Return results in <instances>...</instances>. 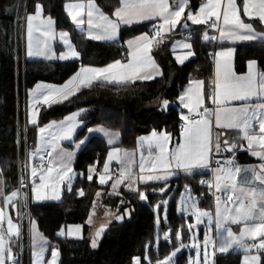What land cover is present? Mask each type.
I'll use <instances>...</instances> for the list:
<instances>
[{"label":"snow or ice","instance_id":"obj_1","mask_svg":"<svg viewBox=\"0 0 264 264\" xmlns=\"http://www.w3.org/2000/svg\"><path fill=\"white\" fill-rule=\"evenodd\" d=\"M190 0H119V6L111 13V16L105 14L94 0H87V3L65 4V10L73 23L79 28L84 24L82 14L86 11L88 34L94 40H115L118 36V30L122 24H132L136 21L158 19L160 22L155 26L153 34H141L138 37L128 40L127 62L122 63L116 60L102 68L81 67V69L62 86L38 84L35 89L29 92V123H36V113L33 112L32 98L36 97V102L43 104H53L61 100L68 99L83 87L92 86L93 83L121 84L135 80H151L155 75H161L159 67L150 55L153 47L163 42L165 34L174 31L178 25L182 24L188 28V24L182 21L186 14V20L195 25H207L219 33V39L235 41H256L264 42V32H257L253 24L246 23L242 15L249 19L257 18L264 25V0H243L242 13L238 0H206L198 10L193 12L187 10ZM43 6L37 2L35 4L34 14L26 16L28 30V56L46 55L49 51V40L54 38V21L51 17L42 18ZM34 21H39L34 25ZM39 32L41 37L33 39V33ZM60 39L68 47L67 54H61L60 59L64 60L68 55L78 57L79 53L71 45L68 32H60ZM203 40H216V36H209L205 31ZM180 47L188 51L184 55L176 56L177 63H184L195 53L191 50L192 44L177 41L173 44V49ZM233 49L227 48L215 52V78L209 82L207 99L214 105L213 108L205 106L204 81L189 80V85L185 91L178 97L183 108L188 110V114H181L180 119L184 122L181 126L180 140L176 148L169 149L168 142L170 134L167 132L157 133L153 131L149 137H140L137 140V147H143L147 144L151 152L153 145L157 151L154 159H149L141 155L139 164V173L133 169V160L129 158L127 151L121 152L120 149L109 151L108 157L104 162V170L98 177L101 185L106 184L109 179V162L115 160L121 165L119 176L112 183V189L125 181L126 186L134 192H137L140 200H146V193L134 187L136 184H144L148 181L167 180L170 176L175 175L171 169L182 170L189 175L193 174V169L207 167L209 163V154L213 145V119L216 129H239L243 139L247 141L248 148L252 155L261 159L262 163L258 166H252L248 169L232 167L234 161L227 160L215 170L214 187L216 191H223L227 195L224 207H221V198L216 197L215 225L216 234L212 236L205 234L203 241L204 253L203 260L200 259L199 241L195 240L192 247L197 248V259L195 264H214L212 258L216 252H227L233 245L241 248L246 254L243 257L242 264H264L262 255L264 254V102L250 105L247 103L253 98L264 99V73H258L256 70L257 62L248 61V72L246 75L238 76L232 70L231 58ZM151 69V71H149ZM231 101H242L244 103L239 107L230 106ZM168 100L162 101V107H167ZM38 111V109H37ZM80 109L64 117L62 121H52L48 125L39 128L40 133H46L48 129H57L56 134L49 143L51 151L47 155L52 159L47 165L45 173L43 167L37 169L31 168V177L35 178L39 172V184H33L32 193L35 200L42 199H59V185L65 181L69 184L71 190V181L74 173L70 165L72 153L64 151L58 147L60 139H68L76 129L77 117L83 112ZM258 125V129L257 126ZM102 132L108 138V143L112 144L114 139L118 138L120 133L113 132L102 126L95 129H88L89 133ZM223 132L215 134V148L220 151L221 137ZM87 138V137H86ZM80 143H84L81 141ZM223 147L226 151L234 152L236 145L229 144L227 139L223 141ZM258 149V150H257ZM39 142L35 153H29V159L32 160L36 153L40 152ZM43 161V157H40ZM219 163V162H217ZM95 171L93 166H89L88 180H93L92 173ZM251 172V178L247 176L238 179L241 172ZM261 187L257 186V183ZM201 183H206L201 180ZM208 187H213V182L208 181ZM21 187H24L23 179ZM45 187L52 188V196L47 197L42 194ZM167 187V185H165ZM185 185V188H188ZM160 192L164 188L159 189ZM190 191V190H189ZM80 196L84 191L79 190ZM21 195L20 190L16 189L10 193L4 191V181L0 177V197H3V206L0 207V264H15V256L11 248L13 237H19L20 228L11 218L6 217L5 210L11 205L13 209L18 208L17 198ZM26 196V194H24ZM96 196H100L97 191ZM192 201V215L196 218V223H202V218L207 217L209 224L212 223L213 217L208 211H203L196 207L194 198L189 196ZM95 208V201H93ZM188 206L185 205L182 211L188 212ZM94 213H89L88 223H91V217ZM110 215V213H106ZM117 220L121 216L115 217ZM7 224V231L4 230V223ZM159 223V221H157ZM229 223L243 225L240 227L239 234L233 232ZM106 225H101L96 229L91 237V247L96 248ZM189 230L195 225L189 224ZM75 229V230H74ZM80 225L69 226L67 235L69 237L79 234ZM211 229H209V232ZM30 232L33 245L32 264H43L44 251L49 247L48 240L36 229V222L30 220ZM58 236H64L65 231L61 228L57 232ZM165 238H168L166 232ZM182 230H176L177 241L181 240ZM252 242L249 243L248 241ZM209 246L213 249L209 254ZM147 247V246H146ZM185 247L183 243L180 248ZM39 249L36 251V249ZM176 248L172 253L163 260H157L156 264H172V257L180 251ZM252 250L257 254L253 255ZM59 250L55 245H51V259L47 264H57ZM148 260L147 253L143 257ZM132 264H141L140 257H133ZM192 264V261H189Z\"/></svg>","mask_w":264,"mask_h":264},{"label":"trees","instance_id":"obj_2","mask_svg":"<svg viewBox=\"0 0 264 264\" xmlns=\"http://www.w3.org/2000/svg\"><path fill=\"white\" fill-rule=\"evenodd\" d=\"M18 1L0 0V177L4 181L5 193L17 189L18 156L22 158L24 149L33 147L37 127L41 124L59 120L74 110L84 108L85 111L80 116L84 124L75 139L84 137L91 126L99 125L118 131L120 138L117 145L130 149L136 147L138 136L151 130H163L170 133L173 140L178 139L182 126L180 111L174 105L166 108L148 105L153 100L164 98L175 101L183 86L191 79L205 82L204 92L207 100L209 82L213 76L212 56L215 45L212 41L202 40L206 26L196 25L165 35L163 42L152 49V55L161 67L160 76L148 81L121 85L93 83L65 101L36 108V124H27L26 95L36 83H59L74 74L82 65H104L112 60L124 59V40L144 31L152 34V23L121 27L115 42L95 41L75 29L63 10L64 0H28L27 13L34 11L35 4L39 2L43 6L42 13L54 20L56 30L69 32L80 57L77 61L63 62L27 58L16 60L15 38L18 21L15 14ZM199 2L200 0H190L189 4L196 8ZM96 3L104 12L111 13L119 5V0H96ZM252 23L256 29L264 32V25L259 21L253 20ZM180 36L191 42L195 53L193 58L183 64H177L173 60L170 49L174 38ZM248 59H256L264 69V42L236 45L235 69L242 70ZM22 122L25 123V141L22 137L19 140ZM223 136L222 141L229 139L236 145L241 142L237 130H226ZM109 148L103 138L97 135L89 136L75 157L73 169L77 176L71 184V190L65 187L59 201L28 202L30 219L36 221L39 231L47 238L50 247L55 245L59 250L58 264H132L134 256L141 258V264H156L157 260L167 256L170 250L179 244L176 230H182L181 240L186 232L184 229L187 226L185 227L184 223L187 218L176 210L177 198L185 185L197 196L201 207L212 206V194L207 183L210 177L208 172L178 174L168 181L139 184L137 188L144 191L147 197L143 201L137 192L126 190L124 187L120 186L111 191L110 184L99 185L96 178L102 170ZM237 150L236 146L234 152ZM235 157L238 162L252 161L242 151L236 152ZM89 166L95 169L91 181L88 180ZM201 180L206 183L202 184ZM160 188H164V191L160 192ZM81 189L84 191L83 196L78 194ZM97 191L100 192V201L104 206L118 213L124 214L128 211V215L120 222H111L103 232L97 247L92 248L87 237L88 227L85 221ZM169 194L170 201L164 218L161 216L164 204L158 205V208L156 206L160 199ZM158 217L159 231L156 228ZM69 223L83 224L82 238L71 239L57 235L58 230ZM166 229H169L167 239L162 236ZM158 232L160 235L156 241ZM185 236L188 238L187 234ZM12 241L11 248L15 254L18 250V240L12 238ZM145 253L149 257L148 260L143 259ZM261 255L264 259V254ZM239 258L237 252H229L216 256L215 264H239Z\"/></svg>","mask_w":264,"mask_h":264},{"label":"crops","instance_id":"obj_3","mask_svg":"<svg viewBox=\"0 0 264 264\" xmlns=\"http://www.w3.org/2000/svg\"><path fill=\"white\" fill-rule=\"evenodd\" d=\"M81 2H83V3H87V0H64V2H63V10H64V12H65V14L67 15V17L69 18V20L72 22V24L74 25V27H75V29L78 31V32H80V33H82V34H84V36L86 37V38H88V39H91L90 37H89V34H88V32H89V30H88V24H87V14H86V11L82 14V18L84 19V24L83 25H81L79 28L76 26V24L75 23H73V21H72V19L69 17V15H68V13H67V11L65 10V4H75V3H81ZM94 2H95V4L97 5V3H96V0H94ZM204 2H206V0H200V2H199V4H198V6L196 7V8H190V4H189V8L188 9H191L193 12H195L196 10H198V8L200 7V5L202 4V3H204ZM239 4H240V7H241V13H242V3H243V0H240V2H238ZM119 6V5H118ZM117 6V7H118ZM97 7H99L98 5H97ZM100 8V7H99ZM101 9V8H100ZM102 10V9H101ZM114 10H115V8H114ZM113 10V11H114ZM103 11V10H102ZM112 11V12H113ZM186 11H187V9H186ZM104 12V11H103ZM111 12V13H112ZM105 14H107V15H109V16H111V13H106V12H104ZM242 19L246 22V23H251V24H253L252 23V21L253 20H257V21H259L257 18H252V19H249L248 17H246V16H243L242 15ZM182 21L183 22H186L187 24H188V28H184L183 26H182V24H180V25H178L177 26V28L174 30V31H178V30H187V29H189L190 27H192V26H196L195 24H192L191 23V21H187L186 20V14H185V16L182 18ZM145 22H151L152 23V28H151V31H152V34H153V31H154V28H155V26H157L158 24H159V20L158 19H155V18H153V19H150V20H142V21H136V22H133L132 24H122V25H120V28L121 27H128V26H133V25H137V24H141V23H145ZM260 22V21H259ZM201 25H203V24H201ZM253 26H254V24H253ZM255 27V26H254ZM120 28H119V30H120ZM255 29H256V27H255ZM119 30H118V36H117V39H118V37H119ZM56 31H59V32H68L67 30H56ZM174 31H172V32H174ZM208 31V30H207ZM256 31L257 32H261V31H259L258 29H256ZM172 32H169V33H167V34H165V35H168V34H170V33H172ZM209 32V31H208ZM69 33V32H68ZM145 33H147V34H150L149 32H147V31H144V32H140V33H138V34H135V35H133V36H130V37H128V38H126L125 40H124V46H125V48H126V55H125V58L124 59H116V60H120L122 63H126L127 62V53H128V46H127V41L128 40H132L133 38H135V37H138V36H140L141 34H145ZM210 33V32H209ZM212 34V33H211ZM214 36H216L217 37V39L216 40H208V41H212V42H214V45H215V47H214V50H213V56H212V66H213V69H212V74H213V76H212V80H214V78H215V52H217V51H222V50H225V49H227V48H231V49H233V54H232V58H231V67H232V70L236 73V75H238V76H243V75H246L247 74V72H248V61H250V60H255L256 61V59H248V60H246V62H245V65H244V67H243V69L242 70H240V71H238V70H236L235 69V66H234V60H235V54H236V45H238V44H244V43H248V42H254V41H244V40H235V41H229V40H223V41H221L220 39H219V33L218 32H216V34H213ZM58 36V42L56 43V44H54L53 45V48H51L49 51H47V56H41V55H33V56H28L27 57V51H26V47H25V49H24V58H27V59H35V60H46V58L48 57V60L47 61H60V62H63V61H77V60H79V57L80 56H78V57H72V56H70V55H68L67 56V58L66 59H64V60H61L59 57H60V55L63 53V54H67V52H68V47L63 43V41L60 39V36H59V34L57 35ZM117 39H115V40H95V41H102V42H115ZM69 40H70V42H71V45L75 48V46H74V44H73V42L71 41V38H70V34H69ZM91 40H94V39H91ZM203 40V39H202ZM177 41H184V42H187V43H190L191 44V42L186 38V37H183V36H180V37H177V38H174V40L172 41V43H171V46H170V49H171V55H172V58H173V60L177 63V60H176V56H178V55H184L188 50L187 49H183V48H180V47H176L175 48V50L173 49V44L175 43V42H177ZM203 41H205V40H203ZM208 41H206V42H208ZM256 41H260V40H256ZM23 45H24V43H23ZM153 49V48H152ZM75 50H76V48H75ZM193 52H194V50H193V48L191 49ZM77 51V50H76ZM78 52V51H77ZM150 55L152 56V59L155 61V63L157 64V66L159 67V69H160V72H161V67L159 66V64L157 63V61L154 59V57H153V55H152V50H151V53H150ZM194 57V55L193 56H191V57H189L187 60H185L184 62H186V61H188V60H190L191 58H193ZM51 59V60H50ZM116 60H112V61H110V62H108V63H106V64H104V65H90V64H85V65H82V66H80V68L74 73V74H72L71 76H69L68 78H66L65 80H63V81H61V82H59V83H52V82H44V81H39L38 83H36L35 85H34V89L36 88V86L38 85V84H43V85H57V86H62V85H64L65 84V82L66 81H68L71 77H73L80 69H81V67H94V68H102V67H105V66H107L108 64H111V63H113L114 61H116ZM257 62V61H256ZM177 64H180V63H177ZM183 64V63H182ZM256 70H257V72L258 73H264V69L263 68H261L260 67V65L258 64V62H257V64H256ZM149 71H151V69H149ZM158 76H160V75H155L154 76V78L155 77H158ZM191 80H200V79H191ZM137 81H148V80H135V81H129V82H126V83H121V84H128V83H133V82H137ZM202 81V80H201ZM61 83V84H60ZM60 84V85H59ZM104 84H107V83H104ZM121 84H115V83H113L112 85H121ZM189 85V81L183 86V88L181 89V92H180V94L178 95V97L185 91V88L187 87ZM32 88V89H33ZM84 88H87V87H81L80 89H84ZM79 89V90H80ZM70 97V96H69ZM68 97V98H69ZM178 97H177V100H176V106H177V109L181 112V114H188V110L187 109H185V108H183L182 106H181V104H180V101H179V99H178ZM36 97H33L32 98V101L31 102H33V112H35L36 113V116H35V119H36V122H37V116H38V111L36 110V108H38V107H40L41 105H45V104H43V103H39V102H36ZM67 100V99H66ZM62 101H65V100H61V101H58V102H62ZM206 101H207V103H206ZM57 102V103H58ZM262 102H264V99H257V98H253L251 101H248L247 103H249L250 105H255V104H257V103H262ZM242 103H244V102H242V101H231L230 102V106H234V107H239V106H241V104ZM29 104H30V97H29V93L27 92V95H26V112H25V119H26V123L27 124H29V125H32V123H29L28 121H29ZM54 104V103H53ZM150 104H151V106H154V105H156V104H159V99H157V100H153L152 102H150ZM172 104V103H171ZM170 104V105H171ZM47 105H49V104H47ZM169 106V105H168ZM205 106L206 107H208L209 106V108H213L214 107V105L212 104V102L210 101V100H206V98H205ZM81 109H84V108H81ZM80 109H77V110H74V111H72V112H70V113H68V114H66L64 117H66V116H69L71 113H74V112H77V111H79ZM84 111H85V109H84ZM83 111V112H84ZM83 112H81L80 113V115L77 117V121H78V124H77V127H76V129L73 131V133H72V135H71V137L70 138H68V139H60L59 141H58V147L60 148V149H63L64 151H67V152H70V153H72V157H71V161H70V165H71V168H72V172L74 173V175H73V177H72V181H71V184H72V182L75 180V178H76V176H77V172L73 169V165H74V160H75V157H76V155H77V153H78V151L84 146V144H85V142L87 141V139H88V137L89 136H93V135H97V136H99V137H101V138H103L104 140H105V142L109 145V150L107 151V154H106V158H105V160L107 159V157H108V153H109V151H112L113 149H122L121 150V152H123V151H126L127 149H124L123 147H119L118 145H117V143H118V141H119V138L120 137H118V138H116V139H114V141H113V143L112 144H109L108 143V138L104 135V133H102V132H99V131H96V132H92V133H89L88 132V130H87V134L84 136V137H82V138H79V139H75V137H76V134H77V132L80 130V128L83 126V124H84V121L80 118V116L82 115V113ZM181 116V115H180ZM64 117H62L61 119H59V120H52V121H57V122H59V121H62L63 119H64ZM52 121H49V122H47V123H44V124H41V125H39L38 127H37V131H36V139H35V141H34V145H33V147L31 148V149H29V151H30V153H35L36 152V149H37V144H38V142H39V145H40V149H41V151L40 152H38V153H36V155L35 156H39V154H41L45 149H49L50 151H51V148L48 146L49 145V143L52 141V137L56 134V132H57V129H48L47 130V132L46 133H40L39 132V128H41V127H44L45 125H48L50 122H52ZM36 124V123H35ZM183 124V123H182ZM97 127H100L99 125H95V126H91L90 128H88V129H95V128H97ZM257 127V129H258V125L256 126ZM105 128V127H104ZM107 129V128H106ZM226 130H237V131H239V139L241 140V142H240V144L239 145H236L234 142H231L229 139H227L228 140V142H229V144H235L237 147H238V150L237 151H235L233 154H228L229 152H227L225 149H224V147H223V142H222V139H223V135H222V137H221V144H222V147H221V149H220V151L219 152H217V150H216V148H215V134H216V132H223V134H224V131H226ZM111 131H113V130H111ZM163 130H155V132H158V133H161ZM113 132H116V131H113ZM151 131H149V133H150ZM165 132V131H164ZM168 133V132H167ZM170 134V133H169ZM180 134H181V130H180V133H179V136H178V139L175 141V140H173V138H172V136L170 135V140H171V143H174L175 142V145L177 146L178 145V143H179V140H180ZM87 137V138H86ZM139 137V136H138ZM226 138H228V137H226ZM169 140V141H170ZM81 141H84V143H80ZM137 146V145H136ZM137 147H135L134 149H136ZM134 149H131V150H134ZM258 150V149H257ZM238 151H242V152H244L246 155H248L251 159H252V161H250V162H238L237 160H236V157H235V155H236V152H238ZM210 157H209V163H208V166L207 167H199V168H195V169H193V173H196V172H208V173H211V174H213V185H214V174H215V170L216 169H218L220 166H211V161L212 160H217V159H226V160H228L229 158H231V160L232 161H234V164L232 165V167H236V166H238V167H240L241 169H248V168H250V167H252V166H258L260 163H262V161H261V159L259 158V157H257V156H254V155H252V153H251V151L249 150V148H248V144H247V141L246 140H244L243 139V136H242V133H241V131L239 130V129H223V130H221V129H216L215 128V124H214V119H213V145H212V148H211V151H210ZM50 159H52L51 157H50ZM114 162H115V160H113V161H110L109 162V175H111L112 174V172H113V170L114 169H119L120 167H121V165L120 164H114ZM225 167H229L228 165H226ZM103 170H104V164H103V167H102V170H101V172L100 173H98V175H97V178H96V180H97V182H98V177H99V175L101 174V173H103ZM47 172V170L45 171V173ZM173 172L175 173V175H173V176H170L166 181H168V180H171V179H173L176 175H178V174H187L186 172H184V171H182V170H173ZM31 174V173H30ZM115 174H118L117 172H115L114 173V175ZM251 172L249 171V172H247V173H245V172H241V174H240V176L238 177V179H242L243 177H245V176H247L249 179L251 178ZM24 176V175H23ZM211 176V175H210ZM111 177V176H110ZM116 177V176H115ZM210 178V177H209ZM157 181H161V182H163V181H165V180H157ZM157 181H148V182H157ZM39 184L40 183V180H39V175H37L35 178H30V181H29V187H28V193H27V202H29V200L31 201V202H46V201H59L61 198H62V193H63V191H64V188L65 187H69V184H68V182L67 181H65L64 183H61L60 185H59V192H60V198L59 199H51V198H47V199H42V200H35L34 198H33V193H32V187H33V184ZM257 183V186L258 187H261V185L259 184V182H256ZM98 184H99V182H98ZM106 184H110V186H109V188H110V190L111 191H113V189H112V186H111V184H112V177H111V179H109V181L106 183ZM106 184H104V185H106ZM99 185H101V184H99ZM104 185H101V186H104ZM138 185L139 184H137V187H138ZM121 187H123V186H121ZM125 188V187H124ZM126 189V188H125ZM127 190V189H126ZM210 192H211V189H210ZM214 193V194H213ZM222 193H223V195H222V201L223 202H225L226 200H227V195H224V192L222 191ZM42 194L43 195H45V196H47V197H51L52 196V194H53V192H52V188L51 187H45L43 190H42ZM213 195H215V187H214V189L212 188V206H213V203H214V219H215V212H216V199L215 198H213ZM196 196V195H195ZM179 197V196H178ZM219 197H221V196H219ZM196 198H197V196H196ZM198 199V198H197ZM197 204L199 205V202H198V200H197ZM3 206V197H0V207H2ZM200 206V205H199ZM212 206H211V208H212ZM201 207V206H200ZM221 207H224V204L221 202ZM208 209V208H207ZM5 215H6V217H9V218H11L12 219V221L15 223V224H17V221H16V218H15V216H14V213H13V210H12V207H11V205H9V207L5 210ZM182 215H184V217L185 218H187V222H193V217H191V216H186L185 214H182ZM28 216H29V211H28ZM30 220H34V219H30V217L28 218V246H29V264H32V255H33V251H34V249H33V245H32V238H31V232H30ZM35 221V220H34ZM36 222V221H35ZM187 222L185 221V227L187 226V228H185L184 230L186 231V232H184L183 234H184V236H183V241H185V240H187L188 238L185 236L186 234L189 236V234H188V225H187ZM157 226V225H156ZM3 227H4V230H5V232L7 231V224H6V222L4 223V225H3ZM61 228H63L64 229V231H65V235L64 236H59V237H67V238H71V239H75V238H72V237H69L68 235H67V226L65 225V226H62ZM61 228L58 230V231H60L61 230ZM36 229H37V231L40 233V234H42L40 231H39V229H38V227H37V223H36ZM43 235V234H42ZM44 236V235H43ZM45 237V236H44ZM13 238H16V237H13ZM46 238V237H45ZM184 238H186L185 240H184ZM47 239V238H46ZM49 242V241H48ZM249 243H251V241H248ZM39 249L37 248L36 249V251H38ZM44 259H43V264H47V261L48 260H50L51 259V247H50V243H49V247H47L46 249H45V251H44ZM221 255H223V254H221ZM245 256V255H244ZM243 256V257H244ZM59 258H60V254H59V257H58V261H57V264L59 263ZM34 259V258H33ZM243 260V259H242ZM242 260H241V263L240 264H242Z\"/></svg>","mask_w":264,"mask_h":264},{"label":"rangeland","instance_id":"obj_4","mask_svg":"<svg viewBox=\"0 0 264 264\" xmlns=\"http://www.w3.org/2000/svg\"><path fill=\"white\" fill-rule=\"evenodd\" d=\"M27 2H28V0H19L18 1V6H17L18 9H17V12H16V14L18 16L17 17V19H18V25H17L18 32H17L16 38H15L16 39V43H17L15 45L16 48H17V50L15 52V57L16 58H21L22 60L24 59V49H25V47H26V51L28 52V30H27L26 16L28 14H30V13L31 14H34V12H35V10H34L32 12L27 13V11H26L27 10ZM190 8L192 9L191 6H190ZM191 9H187V10H191ZM48 17L49 16H45L42 13V18H45L46 19ZM38 24H39V21H34V25H38ZM53 28H54L55 36H54V38H52V39L49 40V49L53 48V45L58 42V36L57 35L60 33L59 31H56L55 23L53 25ZM154 32H155V28H154ZM204 33H205V30L202 33V37H203V34ZM208 34H209V36H214L213 33L211 34V33L208 32ZM37 37H39L40 39H44V37H41L40 36V33L39 32H34L33 33V39L35 40ZM23 43H24V45H23ZM43 56H47V55H43ZM27 57H28V54H27ZM46 60H48V57L46 58ZM33 89L32 88L29 89L28 90V93L31 90H33ZM163 100H168V99L159 98V104H156L154 106H158L159 108H165V107H162L161 106ZM176 100H177V98H176ZM176 100L175 101H169L168 100L169 101V104L168 105H170L172 103L171 105L176 106V104H177L176 103ZM148 105H151V104H148ZM180 115H181V112H180ZM182 123H184V122L182 121ZM24 125H25V123L22 122V124H21L22 134H19V140H20V137H22L23 140L25 138V127H24ZM153 131H155V130H151L150 133L148 132V133H145V134L140 135L139 137H137V140L140 137H149V136H151V134L153 133ZM162 132H164V131H162ZM176 147L177 146L175 145V142L174 143H171V140L168 142V148L170 150L171 149H174ZM131 149H134V148L127 149L126 151L129 153V158L133 160V169H134V171L136 173H139V164L141 162V155H143L144 157L149 158V159H154L155 156L157 155V151H156L154 145H153V148H152L151 152L149 151L147 144H144L143 147H140V148L137 147L134 150H131ZM120 150H122V149H120ZM209 157H210V155H209ZM228 160H231V158H229ZM114 164L116 165V164H119V163H117L115 161ZM119 169H114L113 172H112V174L110 175L112 177V183L114 182L115 178H117V177H115L114 173L117 172L119 174ZM173 170H177V169H175V168L171 169V171H173ZM38 175H39V172H38ZM210 175L211 176L209 178V181H212L213 182V174L210 173ZM126 184H127V181H125V183L119 185L118 187L123 186L127 190H130L126 186ZM111 186H112V184H111ZM134 187H137V184L134 185ZM212 188L214 189V185H213ZM212 188H211V194H212ZM222 195H223L222 191L218 192L215 189V195H213V198L216 199L217 196H221L220 197L221 198V202L224 204V202L222 201V198H223ZM224 195H226V194L224 193ZM169 196H170V194L167 195L164 199H160V200H162V203L164 204L163 212H162V215H161L164 218H165V214H166L167 205H168V203L170 201V197ZM189 196H191L192 198H194L197 208H199V209H201L203 211H208L212 215L213 221H212L211 224H209V221H208V218L207 217L202 218V220H203L202 223H199V224L196 223V218L192 215V208H191L192 201L189 200ZM197 200L198 199L196 198L195 194H193L191 191H189V188H184V190H182L179 193V197L177 198V201H176V210H177V212L179 214H185L186 216L193 217V222H191V223L190 222H187V219H186V222H187V225L188 226H189V224H193V225H195V227H193L191 230H189V227H188V234H189L188 239L185 240V241L180 240L179 241V244L177 246H175L174 248H172L170 250V252L168 253V255H169L176 248H180V244L181 243H183L185 245V247L180 248V251L179 252H176L175 256L172 257V264H189V261H192V264H195V261L197 259V248L192 247V245L194 243V241L192 239L193 236L195 237V240L196 241H199V254H200V259L202 261L203 260V253H204V244H203V241H204V238H205V234L208 233V235L212 236L213 238L215 237V234H216V225H215V219H214V216H213L214 215V203H213L212 208H208L207 209V208L200 207L197 204ZM94 201H95V208H93V204H92V207L90 209V212H93L94 213L92 215V217H91V223H88L87 222L89 220V215H88V217H87V219L85 221V223H86V225L88 227L87 237L89 238L90 241H91V237L94 234V232L96 231V229L99 228L101 225H106V227L103 230V232H104L106 230V228L108 227V225L111 222H120L125 217L127 218V215H128V211H125L124 214L123 213H118L116 210H111L110 208L104 206L101 203V201H100V196L99 197L96 196V198L94 199ZM185 205H187L188 206V209H189L187 213H185L184 211H182V208ZM156 208H158V204H157ZM106 213H110V215H106ZM116 216H121L122 219L117 220L115 218ZM157 221H159V217L156 218V225H157L156 228H157V231H159V223ZM75 225H80L81 226V230H80L79 234L74 235V236H71V237L72 238H82L83 235H84V230H83L84 229V226H83V224H73V223H69L66 226H67V229H68L69 226H75ZM24 226H25V224H24ZM228 226L231 227V229L233 230V232L238 235L239 234V231H240V227H242L243 225H237V224H231V223H229ZM27 227H28V223H27ZM209 229H211L210 232H209ZM166 230L164 231V233H162V236L163 237H165L164 234L166 233ZM103 232L101 233L99 240L101 239V237L103 235ZM159 235L160 234L158 232V234L156 235V239H155L156 241H157ZM99 240H98V242H99ZM249 241H251V240H249ZM98 242H97V244H98ZM208 251H209V254L211 255V253L213 251V249L211 248V246H209ZM229 252H237L238 253V255L240 257L239 258V261H240L239 264L241 263V260L243 259V256L246 254L241 248L237 247L236 245H233L231 248H229V250L227 252H223V253L216 252L215 256L212 258V260L214 261V264H215V257L216 256H220L221 254L224 255V254H227ZM28 253H29V246H28ZM251 254L255 255L257 253H256L255 250H252V253ZM135 257H139V256H135ZM177 257H178V259H177ZM33 258L34 257L32 255V260H33ZM164 258L159 259V260H163ZM23 264H27V259L25 258V255H24V262H23Z\"/></svg>","mask_w":264,"mask_h":264},{"label":"built area","instance_id":"obj_5","mask_svg":"<svg viewBox=\"0 0 264 264\" xmlns=\"http://www.w3.org/2000/svg\"><path fill=\"white\" fill-rule=\"evenodd\" d=\"M16 14V21L17 19ZM206 26V29L213 34H216V31H214L210 26ZM154 48V47H153ZM25 141V140H24ZM50 151L49 149H45L39 156H34L32 160L29 159V150L24 149V155L22 158L20 155L18 156V185L17 189L20 190L21 195L17 198L18 200V208L16 213V221L17 225L20 228V235L17 238L18 240V250L14 254L15 256V263L23 264L24 262V255L27 259V264H29V253H28V202H27V193H28V187H29V181L31 178V168L35 166L37 169H40L43 167L44 171L47 170V165L50 160V157L47 155V152ZM43 157V161H41L40 157ZM225 161L226 159H217L211 161V166H226ZM219 162V163H217ZM24 175V176H23ZM116 177L119 176V174H115ZM23 179L24 187H21V180ZM26 194V196L24 195ZM25 224V226H24Z\"/></svg>","mask_w":264,"mask_h":264},{"label":"water","instance_id":"obj_6","mask_svg":"<svg viewBox=\"0 0 264 264\" xmlns=\"http://www.w3.org/2000/svg\"><path fill=\"white\" fill-rule=\"evenodd\" d=\"M223 141H224V140H223ZM223 141H222V142H223ZM227 152H229V151H227ZM162 204H163V203H162V200H159V201H158V205H162ZM12 210H13L14 216L16 217L17 209H13V208H12ZM166 232L168 233V232H169V229H167Z\"/></svg>","mask_w":264,"mask_h":264},{"label":"bare ground","instance_id":"obj_7","mask_svg":"<svg viewBox=\"0 0 264 264\" xmlns=\"http://www.w3.org/2000/svg\"><path fill=\"white\" fill-rule=\"evenodd\" d=\"M16 60H18V58L15 57ZM25 139V138H24Z\"/></svg>","mask_w":264,"mask_h":264}]
</instances>
